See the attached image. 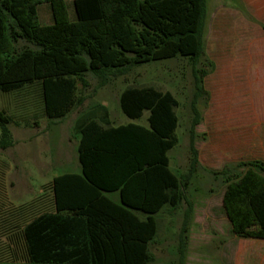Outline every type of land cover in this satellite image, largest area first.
I'll list each match as a JSON object with an SVG mask.
<instances>
[{"label": "trees", "instance_id": "trees-1", "mask_svg": "<svg viewBox=\"0 0 264 264\" xmlns=\"http://www.w3.org/2000/svg\"><path fill=\"white\" fill-rule=\"evenodd\" d=\"M48 2L54 22L42 25L38 5ZM77 20L66 0H0V91L38 82L52 124L84 104L79 82L88 72L100 86L134 66L183 56L193 65L194 119L189 170L176 174L170 151L177 146L179 100L152 85L129 86L120 94L125 115L149 111L148 125L113 124L104 114L85 112L76 121L81 173L64 172L51 183L55 211L29 217L24 206L0 205V264H150V244L158 232L156 215L167 205L188 203L180 233L181 263L194 204L187 188L199 164L195 127L199 98L214 67L206 56L207 0H75ZM207 67L212 68L211 70ZM0 111V148L15 144ZM225 190L223 207L232 231L264 239V160L239 161L214 172ZM118 191L120 202L107 193ZM4 207V208H3Z\"/></svg>", "mask_w": 264, "mask_h": 264}, {"label": "rangeland", "instance_id": "rangeland-1", "mask_svg": "<svg viewBox=\"0 0 264 264\" xmlns=\"http://www.w3.org/2000/svg\"><path fill=\"white\" fill-rule=\"evenodd\" d=\"M40 4L41 12L44 7L51 9L48 2ZM68 6L70 19L77 20L70 1ZM203 36L206 56L214 67H207L212 69L205 78L208 97L197 102L201 112L195 127L199 164L187 188L194 211L185 264H264V240L233 233L223 207L225 185L214 173L239 161L264 160V0H207ZM85 79L86 83L79 82L80 93L86 96L84 104L52 124L45 114L38 82L15 91H0V111L17 122L10 125L15 144L0 148V205L24 206L29 217L55 211L53 178L64 172H82L75 123L83 113L94 111L93 116L99 118L104 112L97 106L105 105L113 124L148 125V110L132 119L121 109L120 94L129 86L152 85L171 91L179 100V142L169 155L176 174L189 170L196 88L188 58L178 56L134 66L105 86H100L99 78L91 72ZM107 195L120 202L118 191ZM187 207L183 200L178 207L167 205L156 215L158 232L150 244L155 260L150 264L181 263L180 233Z\"/></svg>", "mask_w": 264, "mask_h": 264}, {"label": "crops", "instance_id": "crops-1", "mask_svg": "<svg viewBox=\"0 0 264 264\" xmlns=\"http://www.w3.org/2000/svg\"><path fill=\"white\" fill-rule=\"evenodd\" d=\"M68 1H70L73 4V6L75 7V0H66L67 7H68V11H69ZM41 5H43V4H39L38 5V15H39L40 23L42 25L52 24L54 22V17H53L52 9H49V7H46V8L44 7L43 11L41 12L40 11V6ZM76 15H77V13H76ZM43 18L45 19L46 22L42 21ZM253 239H255V238H253ZM261 240H264V239H261Z\"/></svg>", "mask_w": 264, "mask_h": 264}]
</instances>
